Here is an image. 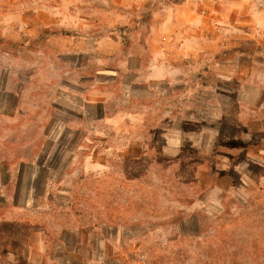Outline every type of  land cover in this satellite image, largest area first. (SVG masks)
Returning a JSON list of instances; mask_svg holds the SVG:
<instances>
[{"label":"rangeland","instance_id":"1","mask_svg":"<svg viewBox=\"0 0 264 264\" xmlns=\"http://www.w3.org/2000/svg\"><path fill=\"white\" fill-rule=\"evenodd\" d=\"M129 66L173 96L52 145L73 83L118 70L120 109ZM0 264H264V0H0Z\"/></svg>","mask_w":264,"mask_h":264},{"label":"crops","instance_id":"2","mask_svg":"<svg viewBox=\"0 0 264 264\" xmlns=\"http://www.w3.org/2000/svg\"><path fill=\"white\" fill-rule=\"evenodd\" d=\"M166 40V38H165ZM162 54L155 53L153 51V57L159 61ZM144 57L138 59L142 61ZM164 57H162L163 59ZM140 61V62H141ZM141 66L137 68H141ZM129 66L130 71L124 74V80L121 81L123 104L125 107L120 106V109L114 107V102L107 101L103 96L105 89L112 88V86L119 84V72L114 68L105 67L99 71L87 72L86 75L81 77V80L73 83V95H71V107L64 109L63 106L54 103L52 106L53 111L57 117L51 121L48 127H52V131L49 138L52 145H55L58 149H62V145L74 142V137L78 134L87 135L86 140L89 141L90 135L96 134L97 131L105 123L113 124L115 121V113L123 114V120L128 122L134 117H137V107L144 106L148 102L153 101V98L157 100L172 97L174 94L173 77L170 74L163 75L157 79L158 85L167 84L168 91L160 94L158 90H154L153 84L144 78H140L136 73V69ZM118 86V85H117ZM98 92V93H97ZM103 93V94H102ZM63 92L57 91V97L61 96ZM19 93L15 94L19 97ZM154 99V100H156ZM121 101H119L120 103ZM125 109V110H123ZM141 109V108H140ZM136 120V119H135ZM167 122L170 120L167 119ZM191 122V121H189ZM126 124V123H124ZM136 126L135 123H132ZM144 126V124H141ZM85 137V136H84ZM92 142V141H91ZM95 142V141H93ZM55 150V148H54ZM56 151H58L56 149ZM90 165L89 170H94L95 165Z\"/></svg>","mask_w":264,"mask_h":264},{"label":"trees","instance_id":"3","mask_svg":"<svg viewBox=\"0 0 264 264\" xmlns=\"http://www.w3.org/2000/svg\"><path fill=\"white\" fill-rule=\"evenodd\" d=\"M253 145V144H252ZM255 146H263V144H260V145H254L253 147ZM241 148H242V151L240 152H236L234 151L233 148H230V151H233V152H229L228 154V161H227V164L226 166H228V169H225V170H221L219 171V177L221 178L222 176H224V174H227V172L230 171V169L234 166V164L238 161L239 159V156H241V154H248V150H249V144L248 143H242L241 145ZM254 149V148H252ZM243 152V153H242ZM222 153V151H221ZM16 190L18 191V185L16 186ZM180 228V227H178ZM182 228V227H181Z\"/></svg>","mask_w":264,"mask_h":264}]
</instances>
